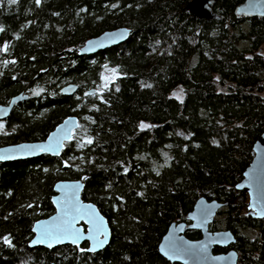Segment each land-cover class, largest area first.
Returning <instances> with one entry per match:
<instances>
[{
    "label": "trees",
    "instance_id": "obj_1",
    "mask_svg": "<svg viewBox=\"0 0 264 264\" xmlns=\"http://www.w3.org/2000/svg\"><path fill=\"white\" fill-rule=\"evenodd\" d=\"M190 1L0 0V106L28 96L0 147L44 141L71 115L80 125L57 158L0 164V264H172L158 244L201 196L229 202L209 231L235 235L238 264H264V219L235 190L264 132V18L236 17L243 0H216L222 19L200 20ZM118 27L130 29L124 43L79 55ZM104 67L118 75L100 92ZM68 83L79 89L64 96ZM61 180L84 181L81 199L106 218L112 240L98 254L87 242L29 249Z\"/></svg>",
    "mask_w": 264,
    "mask_h": 264
},
{
    "label": "water",
    "instance_id": "obj_2",
    "mask_svg": "<svg viewBox=\"0 0 264 264\" xmlns=\"http://www.w3.org/2000/svg\"><path fill=\"white\" fill-rule=\"evenodd\" d=\"M216 0H191L185 9L200 20L222 19L213 11ZM236 17L260 16L264 18V0H243L233 10ZM130 29L118 27L106 30L100 36L92 37L79 47V55L91 56L114 48L129 39ZM79 86L73 83L61 87L64 96L78 92ZM97 90L93 88L88 94L93 95ZM23 93L11 98L8 104L0 106V121H5L12 109L27 99ZM80 125L75 115L59 122L54 131L49 132L44 141L20 142L16 145L0 147V164L19 162L42 157L44 154L57 158L61 156L65 144L73 138V132L79 130ZM264 130V128H263ZM253 159L248 164L244 175L236 185V191L248 194V216L264 219V132L255 142ZM84 181H58L53 187L56 195L51 197L54 213L46 219L34 221L32 225L33 237L28 243L29 249L41 247L55 249L63 245L80 247L88 242L86 252L98 254L111 244V228L106 218L97 206L89 201H83ZM229 202L221 203L217 199L208 200L201 196L194 204L193 210L187 215L188 222H174L164 233L158 251L162 258L172 264H238L239 258L235 250L226 253H216L215 249L229 248L235 244L236 237L230 230L209 231L216 215ZM198 231L202 234L199 240L190 239L187 231ZM54 264V262L50 263Z\"/></svg>",
    "mask_w": 264,
    "mask_h": 264
},
{
    "label": "rangeland",
    "instance_id": "obj_3",
    "mask_svg": "<svg viewBox=\"0 0 264 264\" xmlns=\"http://www.w3.org/2000/svg\"><path fill=\"white\" fill-rule=\"evenodd\" d=\"M260 52L264 54V47L260 48ZM117 75L118 73L115 72L111 67H104L101 71V78L99 79V85H97L99 91L103 92L105 87L109 86V84L112 83L114 79H116ZM0 129L3 130L4 129L3 126H0ZM219 228L223 229L224 226L221 225V227Z\"/></svg>",
    "mask_w": 264,
    "mask_h": 264
},
{
    "label": "flooded vegetation",
    "instance_id": "obj_4",
    "mask_svg": "<svg viewBox=\"0 0 264 264\" xmlns=\"http://www.w3.org/2000/svg\"><path fill=\"white\" fill-rule=\"evenodd\" d=\"M7 120V119H6ZM6 120L5 121H0V126H3V128H4V126H5V123H6ZM4 132V129L3 130H1L0 129V134L1 133H3ZM222 230V229H221ZM221 230H219V231H221ZM225 230V229H224ZM88 243V242H87ZM89 244V243H88ZM88 244H87V246H88ZM230 249H232V247L230 246L229 248H226V249H221V250H224V252H220V253H226V251H228V250H230ZM232 250H235V249H232ZM236 251V250H235ZM237 252V251H236ZM216 253H219V252H216ZM238 253V252H237ZM238 255V254H237Z\"/></svg>",
    "mask_w": 264,
    "mask_h": 264
},
{
    "label": "bare ground",
    "instance_id": "obj_5",
    "mask_svg": "<svg viewBox=\"0 0 264 264\" xmlns=\"http://www.w3.org/2000/svg\"><path fill=\"white\" fill-rule=\"evenodd\" d=\"M11 162H13V161H11Z\"/></svg>",
    "mask_w": 264,
    "mask_h": 264
}]
</instances>
